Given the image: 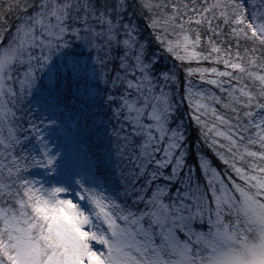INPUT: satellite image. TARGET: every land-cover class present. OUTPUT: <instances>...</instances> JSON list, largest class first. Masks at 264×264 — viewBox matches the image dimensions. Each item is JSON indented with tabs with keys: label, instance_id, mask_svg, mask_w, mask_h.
I'll return each instance as SVG.
<instances>
[{
	"label": "snow or ice",
	"instance_id": "1",
	"mask_svg": "<svg viewBox=\"0 0 264 264\" xmlns=\"http://www.w3.org/2000/svg\"><path fill=\"white\" fill-rule=\"evenodd\" d=\"M4 7L0 264H264V0Z\"/></svg>",
	"mask_w": 264,
	"mask_h": 264
},
{
	"label": "trees",
	"instance_id": "2",
	"mask_svg": "<svg viewBox=\"0 0 264 264\" xmlns=\"http://www.w3.org/2000/svg\"><path fill=\"white\" fill-rule=\"evenodd\" d=\"M16 0H0V16H3L5 14V4L8 3H15ZM17 15H19V13L13 12L7 15V19L8 22L11 25H15L16 23V17ZM136 22L138 23L139 27H140V39L143 41V37H149V44H150V50L152 51H156L158 53V55L160 56L159 59V66L161 68L164 67H168L171 68L173 66V64L171 63L172 58L167 56L164 53H162V51L159 49L158 45H156L155 41L152 38V30L150 28L147 27V20L144 19L142 16L137 15L135 17ZM145 29V33H142V30ZM207 66V65H205ZM178 75L183 78L184 76V72H183V68L179 67L178 69ZM182 111L186 112L187 111V103L184 102L183 106H182ZM185 124L188 125L187 131H186V135L190 137L191 142L194 144L196 142V137H197V129L196 126L194 124H191L189 119L187 118V116L185 117ZM194 150V149H193Z\"/></svg>",
	"mask_w": 264,
	"mask_h": 264
},
{
	"label": "rangeland",
	"instance_id": "3",
	"mask_svg": "<svg viewBox=\"0 0 264 264\" xmlns=\"http://www.w3.org/2000/svg\"><path fill=\"white\" fill-rule=\"evenodd\" d=\"M142 33L144 34L145 33V29L142 30ZM140 36V35H139ZM142 41V40H141ZM142 42H146V43H149V37H143V41ZM166 55V54H165ZM166 58H167V55H166ZM171 63L173 64V60H171ZM195 83V81H194ZM198 135V132L196 133Z\"/></svg>",
	"mask_w": 264,
	"mask_h": 264
}]
</instances>
